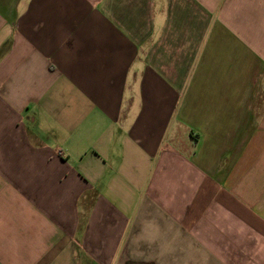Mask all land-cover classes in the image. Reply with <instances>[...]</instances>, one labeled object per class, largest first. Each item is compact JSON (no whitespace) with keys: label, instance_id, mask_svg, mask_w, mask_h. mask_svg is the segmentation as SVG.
Masks as SVG:
<instances>
[{"label":"crops","instance_id":"1","mask_svg":"<svg viewBox=\"0 0 264 264\" xmlns=\"http://www.w3.org/2000/svg\"><path fill=\"white\" fill-rule=\"evenodd\" d=\"M0 264H264V0H0Z\"/></svg>","mask_w":264,"mask_h":264}]
</instances>
